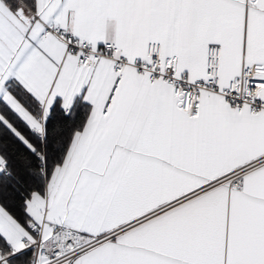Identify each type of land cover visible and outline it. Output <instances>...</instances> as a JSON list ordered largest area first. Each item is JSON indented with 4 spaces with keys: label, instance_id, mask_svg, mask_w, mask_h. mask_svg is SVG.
<instances>
[{
    "label": "snow or ice",
    "instance_id": "6c2138e0",
    "mask_svg": "<svg viewBox=\"0 0 264 264\" xmlns=\"http://www.w3.org/2000/svg\"><path fill=\"white\" fill-rule=\"evenodd\" d=\"M0 264H264V0H0Z\"/></svg>",
    "mask_w": 264,
    "mask_h": 264
}]
</instances>
